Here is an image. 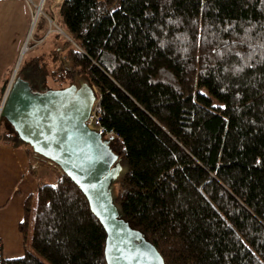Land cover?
I'll use <instances>...</instances> for the list:
<instances>
[{"label": "trees", "instance_id": "16d2710c", "mask_svg": "<svg viewBox=\"0 0 264 264\" xmlns=\"http://www.w3.org/2000/svg\"><path fill=\"white\" fill-rule=\"evenodd\" d=\"M57 22L67 37L31 46L16 75L97 88L118 135L120 215L164 264H264V0H62ZM3 118L0 140L21 142ZM52 169L24 199L32 250L0 264H106L105 229Z\"/></svg>", "mask_w": 264, "mask_h": 264}, {"label": "water", "instance_id": "95a60500", "mask_svg": "<svg viewBox=\"0 0 264 264\" xmlns=\"http://www.w3.org/2000/svg\"><path fill=\"white\" fill-rule=\"evenodd\" d=\"M24 46L9 84L2 88L0 115L22 141L54 161L85 194L106 232V264H164L157 247L120 215L114 201L112 184L123 166L111 142L86 124L98 97L93 85L82 79L79 85L32 88L27 79L16 75Z\"/></svg>", "mask_w": 264, "mask_h": 264}, {"label": "crops", "instance_id": "0c3cea01", "mask_svg": "<svg viewBox=\"0 0 264 264\" xmlns=\"http://www.w3.org/2000/svg\"><path fill=\"white\" fill-rule=\"evenodd\" d=\"M37 1L34 3L39 4L41 0ZM50 3L53 5V12L55 9L58 11L61 2L56 4L53 0H45L43 7L47 4L48 8ZM33 10L34 7H30L26 0H0V23L3 22V28H6V21L12 20L19 31L12 36L18 39L25 37L24 43L31 32L37 33L40 41L48 32L55 30L51 29L48 22L44 29L35 28V23L33 26L32 23L30 25ZM45 10L47 9L44 8ZM28 29L30 34L26 35ZM24 43L22 44V41L18 43L20 49L18 53ZM1 92L3 93V89L0 95ZM33 161L32 152L24 141L0 140V241L3 257L18 255L25 248L32 250L29 240L25 239L19 230V222L24 214V199L35 192L40 180L53 181L56 178V172L50 166L40 164L36 168H31Z\"/></svg>", "mask_w": 264, "mask_h": 264}, {"label": "rangeland", "instance_id": "374dc122", "mask_svg": "<svg viewBox=\"0 0 264 264\" xmlns=\"http://www.w3.org/2000/svg\"><path fill=\"white\" fill-rule=\"evenodd\" d=\"M33 2H38L37 0H32ZM56 4L60 2V0H53ZM62 2V1H61ZM29 5L31 7H33L34 5L30 2H28ZM44 8L47 9V4L42 8V10L44 11ZM39 15H42L41 13ZM44 16V14H43ZM53 18H55L54 22H49L48 18V24L50 26H52V28L55 29V32H52L51 34L48 35V33L46 35H44L43 38L50 39L53 36L56 35V33H59V36L61 37L60 39H64V37H67L66 34H68V32H66V30L61 27L58 24V11H54V16ZM34 23L36 21H33ZM32 23V20L30 22V25ZM14 33H19L18 29L15 28V26L13 25L12 20L6 21V28H3V22L0 23V91L2 90L4 85H8L11 79V76L13 74V70L16 64V61H18V57H19V44L22 41V44L25 41V37L23 39H18L14 36H12V34ZM27 34H30V30L28 29ZM42 39V38H41ZM59 39V43H61ZM41 41V40H40ZM35 36L29 35V38H27V44L24 46V49L28 50L31 46H34V48H37L40 45V42ZM53 45H57L58 42H54L52 43ZM25 50V51H26ZM24 51V52H25ZM47 60V64H48V68L50 67V65H52L54 62L52 60V58L50 56L46 57ZM82 79H84L86 81V78L83 77ZM88 81V80H87ZM89 83V82H88ZM94 89H95V93L98 94V90L97 88L93 85ZM3 93L1 92V100L3 98ZM1 103V101H0ZM1 124H3L4 126H10L9 124H7V122L5 121V119L3 118V116L0 115V126ZM119 178L115 179L113 181L112 184V193L113 196L117 195V191H118V186H119ZM36 191V190H35ZM35 194V192L33 193V195Z\"/></svg>", "mask_w": 264, "mask_h": 264}, {"label": "built area", "instance_id": "2783aa9c", "mask_svg": "<svg viewBox=\"0 0 264 264\" xmlns=\"http://www.w3.org/2000/svg\"><path fill=\"white\" fill-rule=\"evenodd\" d=\"M26 1H27V3L30 2V3H32L34 5L33 6L34 7L33 16H32V20L33 21L37 20V18H38L40 13L42 15L44 14V16L46 18H48L49 22L52 23V22L55 21L54 20L55 18L49 16L45 11L42 10L45 0H41L39 4L34 3L32 0H26ZM61 1L62 0H60V2ZM52 6L53 5L50 3L49 7H50L51 10H53ZM51 29H54V28H52V26H51ZM100 112H101L100 99H99V97H97V100L94 102V104L92 106V110L90 112V115L86 119V124L88 125L89 128H92V129L96 130L97 132H99L101 134V136L103 138H106V139H108L111 142V141L115 140L118 137L117 132L114 129H112V128H107L105 125H103L101 123ZM32 156L34 158V161L31 163V168H36L40 164H45L47 166H50V167L58 169L59 172H62L61 168L54 161H52L51 159H49V158H47V157L35 152L34 150L32 152ZM2 258H3V250H2V243L0 241V261L2 260Z\"/></svg>", "mask_w": 264, "mask_h": 264}, {"label": "bare ground", "instance_id": "6f19581e", "mask_svg": "<svg viewBox=\"0 0 264 264\" xmlns=\"http://www.w3.org/2000/svg\"><path fill=\"white\" fill-rule=\"evenodd\" d=\"M27 44V41H26V43H25V45ZM26 49H24V51H25ZM23 55V54H22ZM17 71V70H16Z\"/></svg>", "mask_w": 264, "mask_h": 264}, {"label": "flooded vegetation", "instance_id": "af4514ba", "mask_svg": "<svg viewBox=\"0 0 264 264\" xmlns=\"http://www.w3.org/2000/svg\"><path fill=\"white\" fill-rule=\"evenodd\" d=\"M79 83H80V80L76 83V84H78L79 85Z\"/></svg>", "mask_w": 264, "mask_h": 264}]
</instances>
